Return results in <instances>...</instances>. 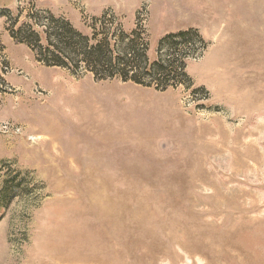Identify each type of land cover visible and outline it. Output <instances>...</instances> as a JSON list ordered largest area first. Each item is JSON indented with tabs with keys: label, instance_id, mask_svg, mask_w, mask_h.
Returning <instances> with one entry per match:
<instances>
[{
	"label": "rangeland",
	"instance_id": "obj_1",
	"mask_svg": "<svg viewBox=\"0 0 264 264\" xmlns=\"http://www.w3.org/2000/svg\"><path fill=\"white\" fill-rule=\"evenodd\" d=\"M50 15L150 61L193 30L186 75L47 66L10 29L45 44ZM0 264H264V0L0 7Z\"/></svg>",
	"mask_w": 264,
	"mask_h": 264
},
{
	"label": "trees",
	"instance_id": "obj_2",
	"mask_svg": "<svg viewBox=\"0 0 264 264\" xmlns=\"http://www.w3.org/2000/svg\"><path fill=\"white\" fill-rule=\"evenodd\" d=\"M49 20L52 26L46 25L42 30L45 44H40V34L35 31L29 35L23 30L14 32L10 29L11 36L28 45L34 51L36 60L47 66L83 69L97 79L119 76L123 81L153 86L157 90L176 86L186 75L184 63L177 56L179 41L196 36L193 30L166 35L159 40L158 45L167 43L175 54L160 55L150 61L145 48L132 41L124 47L111 44L109 38L90 44L89 37L80 34L64 18L50 15ZM31 37L35 38V43Z\"/></svg>",
	"mask_w": 264,
	"mask_h": 264
},
{
	"label": "crops",
	"instance_id": "obj_3",
	"mask_svg": "<svg viewBox=\"0 0 264 264\" xmlns=\"http://www.w3.org/2000/svg\"><path fill=\"white\" fill-rule=\"evenodd\" d=\"M11 2H15V0H0V7H7Z\"/></svg>",
	"mask_w": 264,
	"mask_h": 264
},
{
	"label": "built area",
	"instance_id": "obj_4",
	"mask_svg": "<svg viewBox=\"0 0 264 264\" xmlns=\"http://www.w3.org/2000/svg\"><path fill=\"white\" fill-rule=\"evenodd\" d=\"M6 128H7V125H6V123H4L2 126V129H6Z\"/></svg>",
	"mask_w": 264,
	"mask_h": 264
}]
</instances>
